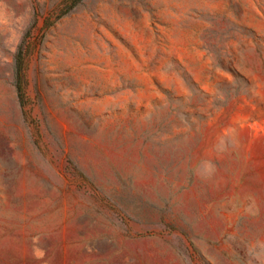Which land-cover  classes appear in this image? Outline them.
I'll return each instance as SVG.
<instances>
[{
    "label": "rangeland",
    "instance_id": "1",
    "mask_svg": "<svg viewBox=\"0 0 264 264\" xmlns=\"http://www.w3.org/2000/svg\"><path fill=\"white\" fill-rule=\"evenodd\" d=\"M0 264H264V0H0Z\"/></svg>",
    "mask_w": 264,
    "mask_h": 264
},
{
    "label": "trees",
    "instance_id": "2",
    "mask_svg": "<svg viewBox=\"0 0 264 264\" xmlns=\"http://www.w3.org/2000/svg\"><path fill=\"white\" fill-rule=\"evenodd\" d=\"M27 37V34H26ZM28 46L25 39L20 43L15 54V86L18 92V97L22 105H25V58L27 56Z\"/></svg>",
    "mask_w": 264,
    "mask_h": 264
}]
</instances>
